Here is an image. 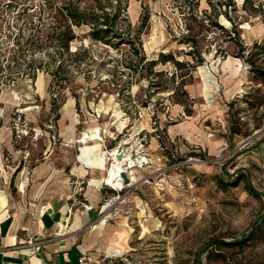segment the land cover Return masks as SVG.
<instances>
[{
  "label": "rangeland",
  "instance_id": "obj_1",
  "mask_svg": "<svg viewBox=\"0 0 264 264\" xmlns=\"http://www.w3.org/2000/svg\"><path fill=\"white\" fill-rule=\"evenodd\" d=\"M59 3L0 0V53H14L19 31L39 45H23L21 73L0 90V170L13 167V181L47 148L68 170L79 147L87 156L100 145L98 264H264V84L251 71L264 69V0H128L147 61L162 52L194 64L182 84L185 68L171 62L135 74L127 46L90 40L86 26H73L62 53ZM165 79L166 89L151 85ZM117 167L128 175L117 177L122 189L105 183ZM85 182L72 181L84 207Z\"/></svg>",
  "mask_w": 264,
  "mask_h": 264
},
{
  "label": "crops",
  "instance_id": "obj_2",
  "mask_svg": "<svg viewBox=\"0 0 264 264\" xmlns=\"http://www.w3.org/2000/svg\"><path fill=\"white\" fill-rule=\"evenodd\" d=\"M90 150L84 156L79 147L76 159L66 162L71 164L68 170L59 165L49 148L33 166L19 167L13 181V167L0 170V264H78L81 254H94L91 251L98 241L93 225L102 226L97 225L95 216L103 195L102 182L96 178L102 172L94 168L102 159L100 145H91ZM73 179L78 183L86 179L81 186L82 205L90 208L76 200L80 186L74 185ZM22 181L25 186L20 188Z\"/></svg>",
  "mask_w": 264,
  "mask_h": 264
},
{
  "label": "trees",
  "instance_id": "obj_3",
  "mask_svg": "<svg viewBox=\"0 0 264 264\" xmlns=\"http://www.w3.org/2000/svg\"><path fill=\"white\" fill-rule=\"evenodd\" d=\"M127 6L128 0H60L58 7H56V11L59 14V20L56 26L58 29L57 41L59 50H61L62 53L69 52V44L76 37L73 31V26H86L88 28L86 35L90 40L101 42L104 45L115 49H119L121 46H127L130 57H128L123 64H125V67L130 68L135 74H138L139 76H147L146 72H152V68L156 64L171 62L175 70H182V68H185L184 73H181V71L178 73V75H181L179 82L182 84V79L185 76L190 75V70L194 64L190 61L178 60L172 53L162 52L158 54L156 59L147 61L145 56L139 53L141 48V29L139 27L136 29L132 28V24L126 12ZM219 27L227 33L231 40H238L239 33L237 31H233V35H231V30L228 31L227 28H224L221 25ZM189 30H191V27H189ZM32 37L33 35L28 36L21 41L22 34H20L19 31L13 38V44L17 45L16 50L12 47L14 53L9 54L8 57H6L5 54L0 53V90L3 86L7 85L12 79H14L15 76L21 73L22 70L19 67L20 64L18 61L20 57L17 55V52H19L23 45L28 46L27 49L39 48L38 44L35 45L32 43ZM188 37L189 36H186V38ZM190 37V42H192V44H189L192 46L190 53H194V55L197 56L194 58H196V63L199 64L202 61V58L200 57V52L197 50L196 40L193 36L190 35ZM258 45L264 50V44ZM75 52L76 51H74L73 54ZM77 54L78 52H76V55ZM76 60L81 61L82 58H76ZM247 60L250 61L249 59ZM143 61L145 62L140 65ZM11 63L12 65H10ZM39 64L40 63H38V65ZM27 66L28 68L33 66L32 59L28 60ZM61 66L62 64L57 65V67ZM4 69L6 70L4 71ZM251 71L255 72L254 76L264 84V69H258L252 66ZM154 73H157L160 76L164 74L163 70ZM175 75L176 71L172 72L170 79L173 80ZM164 81L166 82V79L151 82V85L156 86L158 89H166L167 85ZM123 82L126 81H122V85L126 87L124 89L121 88L119 91H124L125 89V91H128L131 81L128 80V83ZM171 91L172 94H174L176 88H172ZM261 102L264 103V97ZM250 191H252V189ZM239 242V240H236V243Z\"/></svg>",
  "mask_w": 264,
  "mask_h": 264
},
{
  "label": "bare ground",
  "instance_id": "obj_4",
  "mask_svg": "<svg viewBox=\"0 0 264 264\" xmlns=\"http://www.w3.org/2000/svg\"><path fill=\"white\" fill-rule=\"evenodd\" d=\"M118 152H119V150H117L116 151V153H115V156H114V160H113V162H115L117 165L119 164V163H121V161H123L124 160V157H122V159L121 160H119L118 158H117V154H118ZM122 153V152H121ZM114 165V164H113ZM109 170V169H108ZM123 171V169H121V168H116L114 171H111V172H109L110 173V176H108L106 179H105V183L107 184V185H109L110 187H112V188H116V189H122V187H123V184H122V182H120V178L118 179L117 177H118V175L120 176V173ZM125 172V171H124ZM107 174H108V172H107ZM128 176V175H127ZM24 181V180H23ZM23 181H22V183H21V185H20V188H22L23 187Z\"/></svg>",
  "mask_w": 264,
  "mask_h": 264
},
{
  "label": "built area",
  "instance_id": "obj_5",
  "mask_svg": "<svg viewBox=\"0 0 264 264\" xmlns=\"http://www.w3.org/2000/svg\"><path fill=\"white\" fill-rule=\"evenodd\" d=\"M90 208V206H86ZM29 244H33L32 241L29 240ZM98 260L90 253H83L78 257V264H98Z\"/></svg>",
  "mask_w": 264,
  "mask_h": 264
},
{
  "label": "water",
  "instance_id": "obj_6",
  "mask_svg": "<svg viewBox=\"0 0 264 264\" xmlns=\"http://www.w3.org/2000/svg\"><path fill=\"white\" fill-rule=\"evenodd\" d=\"M116 156H117L118 159H121L122 156H123V153L119 152ZM120 177H121L123 180H127V179H128V176H127V174H126L124 171H122V172L120 173Z\"/></svg>",
  "mask_w": 264,
  "mask_h": 264
}]
</instances>
